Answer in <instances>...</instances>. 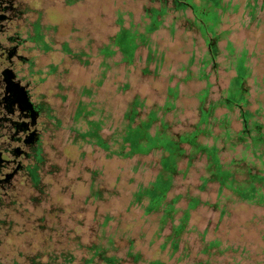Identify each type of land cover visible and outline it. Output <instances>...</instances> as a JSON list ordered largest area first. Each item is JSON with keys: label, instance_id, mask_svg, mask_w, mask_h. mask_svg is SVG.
<instances>
[{"label": "rangeland", "instance_id": "rangeland-1", "mask_svg": "<svg viewBox=\"0 0 264 264\" xmlns=\"http://www.w3.org/2000/svg\"><path fill=\"white\" fill-rule=\"evenodd\" d=\"M31 3H40V7L29 13L28 23L18 32L21 37L32 33L35 20L45 40L38 52H24L33 61L29 63L37 68L33 77L37 83L32 91L49 112L52 133L43 148L38 184L24 191L28 200L17 203L2 222L9 228L0 231V263L62 264V258L52 257L62 251H71L78 258L82 252L78 242L99 234L102 214L107 213L102 242L110 248L115 246V252L123 251L131 241L132 249L139 250L142 256L158 257L166 264H190L192 258L206 259L207 264H230V259L237 264H264V207L216 196L215 187L207 192L195 190L193 185L200 173L197 164L189 168L185 178L175 177L181 190L189 186L190 193L207 201L190 213L188 226L192 229L185 235L188 255L177 260L180 249L169 257L165 249L158 250L160 237L154 235V217L142 215L137 207L127 204L136 185L145 184L153 176L149 162L154 156L105 157L96 145L80 139L72 142L77 132L71 122L75 103L82 101L90 109L91 117L103 122L98 132L106 133L131 97L137 96L145 105L161 104L166 88L172 87L176 91L174 107L164 117L173 130H185L196 118L201 89H207V100L218 97L233 74L235 56L242 51L244 64L249 68L244 81L249 107H258L262 115L264 0H256L253 14H249L245 0H221L225 9L216 8L219 52L213 62L207 61L201 35L189 27V9H175L171 0ZM162 4L166 12L157 17L159 26L145 32V9ZM121 28L135 35L130 63L122 61L123 54L113 42ZM137 32H144L143 43ZM228 41L231 50L226 47ZM103 46L113 52L102 53ZM223 112L232 128L239 126L236 109H215L217 115ZM239 154L238 147H226L220 156L226 160ZM94 190H99V196L93 195ZM203 228L204 239L217 238L219 247H226L220 256L198 252ZM195 252L197 257H193Z\"/></svg>", "mask_w": 264, "mask_h": 264}, {"label": "trees", "instance_id": "trees-1", "mask_svg": "<svg viewBox=\"0 0 264 264\" xmlns=\"http://www.w3.org/2000/svg\"><path fill=\"white\" fill-rule=\"evenodd\" d=\"M175 9H189V27L198 31L206 45L207 61H215L218 56L216 40L219 38L216 26L219 14L216 8H225L221 0H171ZM256 0H245L249 14ZM166 12L164 4L145 9L148 22L145 32L159 26L158 16ZM137 38L144 42V32H137ZM134 33L121 28L114 36V44L119 46L122 61L130 63L133 59ZM226 47L231 50L230 42ZM104 54L113 50L103 46ZM245 54L242 51L233 60V74L229 77L226 87L215 99H206L207 89L202 88L197 95L196 118L185 130H173L171 122L164 117L174 107L176 91L166 88V97L161 104L145 105L137 96L131 97L115 122L113 128L106 133H99L102 123L91 117L86 103L77 101L71 116L72 129L77 132L76 139L84 140L88 145L98 146L105 157L119 158L153 155L149 162L154 171L153 176L145 184L139 183L130 192L128 205L137 207L142 215H152L155 222L154 235L160 237L158 250L165 249L167 256L180 249L177 260L188 255L185 235L192 229L188 226L191 211L200 204H206L197 193H190L189 186L181 190L175 177L185 178L190 167H199L193 188L207 192L211 187L217 195L234 201H243L254 206L264 207V113L259 108L249 107L247 88L244 87L249 68L244 64ZM145 70V69H143ZM223 107L230 111L236 109L239 126L232 128L225 112L216 114L215 109ZM58 122V121H57ZM233 150L238 147L239 155L223 159L220 153L225 148ZM34 176V187L39 182ZM99 196V190H94ZM221 213V211H220ZM107 213L102 214L100 233L85 242H78L81 248L78 258L71 251L52 254L53 259H63V263L78 264H166L158 257L146 258L139 250H133L132 244L123 251L111 248L102 242L104 226L108 220ZM206 229L200 232L198 252L219 256L226 247H219L217 238L204 239ZM112 242L111 238L107 239ZM181 245V246H180ZM212 249V250H211ZM197 257V252L193 254ZM222 261L223 258L221 257ZM230 264H237L230 259ZM208 260L192 258L190 264H207ZM226 264V262H222Z\"/></svg>", "mask_w": 264, "mask_h": 264}, {"label": "flooded vegetation", "instance_id": "flooded-vegetation-1", "mask_svg": "<svg viewBox=\"0 0 264 264\" xmlns=\"http://www.w3.org/2000/svg\"><path fill=\"white\" fill-rule=\"evenodd\" d=\"M31 1L0 0V231L9 228L2 223L6 215L28 200L24 191L34 187L32 178L39 176L43 148L52 133L49 112L32 91L37 68L24 52H38L45 40L35 20L32 33L21 37L18 32L29 13L40 7Z\"/></svg>", "mask_w": 264, "mask_h": 264}, {"label": "water", "instance_id": "water-1", "mask_svg": "<svg viewBox=\"0 0 264 264\" xmlns=\"http://www.w3.org/2000/svg\"><path fill=\"white\" fill-rule=\"evenodd\" d=\"M6 72H7V71H4V74H6ZM7 79H8L7 81L11 84L10 77H7ZM24 97H25V100H27V99H26V95H24Z\"/></svg>", "mask_w": 264, "mask_h": 264}]
</instances>
